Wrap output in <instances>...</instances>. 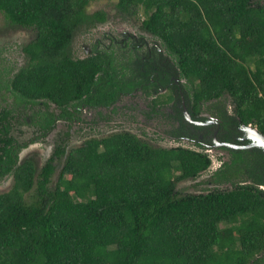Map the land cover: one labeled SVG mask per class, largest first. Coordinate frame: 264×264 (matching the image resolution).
<instances>
[{
    "label": "trees",
    "instance_id": "obj_1",
    "mask_svg": "<svg viewBox=\"0 0 264 264\" xmlns=\"http://www.w3.org/2000/svg\"><path fill=\"white\" fill-rule=\"evenodd\" d=\"M90 2L0 0L4 19L34 34L25 64L0 76V183L12 178L0 193V264H264L262 148H226L198 181L206 192L177 191L208 171L212 144L208 127L185 120L181 98L191 120L216 118L218 141L245 145L248 126L264 136V0H117L152 39L104 35L74 58V34L107 19L88 13ZM134 94L188 147L114 131L68 148L64 134L41 168L19 160L26 118L44 139L57 121L114 113Z\"/></svg>",
    "mask_w": 264,
    "mask_h": 264
},
{
    "label": "rangeland",
    "instance_id": "obj_2",
    "mask_svg": "<svg viewBox=\"0 0 264 264\" xmlns=\"http://www.w3.org/2000/svg\"><path fill=\"white\" fill-rule=\"evenodd\" d=\"M117 0H91L87 12L93 13L97 10H102L106 13L107 19L104 23H97L92 28L85 30L80 28L73 36L70 52L74 58H82L86 53V49L91 51V45L96 39H101L104 35L112 39L121 40L123 35L129 34L143 36L147 39H152L150 35L141 31L139 27V20L119 15L115 4ZM33 32L31 30L22 29L10 25L4 17L0 14V76L3 77L6 72L15 71L25 64V57L21 48L33 39ZM128 37V36H127ZM127 37L123 40H126ZM150 41V40H148ZM154 42V41H153ZM109 44V43H108ZM111 45H113L111 43ZM146 102L137 94L122 98L116 104L114 113H109L102 109L100 113L102 116H107V119L100 120L99 114L94 111H82L84 120L92 119L91 121L99 122L95 128L90 130L85 129L79 132V126L71 128L70 137L68 139V148L79 145L85 139L90 137L104 136L109 132L114 131H128L143 141L156 146V147H177L186 146L184 143L175 142L170 140L165 131L170 126L168 122L164 121L159 115H152L147 112L149 120L143 122L138 114V110L144 106ZM65 130V124L59 122L56 124V129L49 135L42 143H35L23 149L19 153V160L30 158L34 160L37 168H41L46 160L49 158L54 147L55 140L62 136ZM19 133V129L15 130ZM58 134V135H57ZM57 135V136H56ZM57 167L52 175L50 186L52 187L57 179L58 172L61 164L58 162ZM216 165L215 160L212 158V165L207 172L202 173L196 180H185L177 184V191L179 195L204 193L203 189L207 186L199 182L205 179L211 168ZM12 178L9 177L0 183V193L7 191L11 187Z\"/></svg>",
    "mask_w": 264,
    "mask_h": 264
},
{
    "label": "flooded vegetation",
    "instance_id": "obj_3",
    "mask_svg": "<svg viewBox=\"0 0 264 264\" xmlns=\"http://www.w3.org/2000/svg\"><path fill=\"white\" fill-rule=\"evenodd\" d=\"M126 35L128 36L129 34H126ZM86 53H87V51H86ZM88 53H89V51H88ZM163 91H165V89H163ZM140 93L141 92H139V94ZM179 93H180V91H179ZM142 98L146 102V104H144V106L141 107L140 110H138V114H140V117H142L141 120L143 122H146V121L149 120V116H148L147 112L150 111V108L148 106L149 105L150 98H148V100H146L143 95H142ZM180 105L182 107V113H183V115L185 117V120L187 122L193 123L194 125L200 126V127H208L209 128V131L211 132L212 144H209L208 147L205 150L209 154V157H210V160H211L210 167L212 165V158L216 162V165H214V167L211 168V170H216L221 165L222 162H224V161L227 160L228 152L226 151V148L241 149V148L231 147L232 145L237 147V145H235V144H231V143H228V142L218 141L216 134H217V131H218L219 126L217 124L216 118L210 117L208 114H200L201 117H204L206 119L204 122L197 121V120H188L186 118V115H185L186 105H185L184 101L182 100V98L180 99ZM98 110H101V109H98ZM98 110H87V109H83L82 111L83 112H86V111H92L93 112L94 111L97 114V111ZM162 110L163 111H166V110L171 111L170 108H165V109H162ZM98 118L100 119V117H98ZM26 119H27V124L20 125V128L22 129V133H21L22 135L19 137V139L22 142H27L28 143V146H30L32 144H35V143H42L47 138H49V135L51 133H53V131L56 129V126H55L50 132H48L46 134L45 138L43 139V137L41 138L40 137V134L35 131V128L32 125H29V123H30L29 118H26ZM81 119H82L81 122H73V123H69L68 121H63V120L57 121V123L62 122V123L65 124V130L63 131V133L61 135L68 134V136L70 137V135H71L70 134L71 128L73 129V128L79 126V129H81V130H79V132H83V130H85V129L90 130L91 128H95V126L97 124H99V122H101V121H99V122L91 121L92 119H89L87 121V120H84L82 116H81ZM171 124H172V122H171ZM242 133H243V136L244 137L239 140L240 142H243L246 139V132H245V129L244 128L242 129ZM199 137H200V139H202V136L201 135H199ZM247 144H245V145H247ZM245 145H242V146H245ZM238 147H240V146H238Z\"/></svg>",
    "mask_w": 264,
    "mask_h": 264
},
{
    "label": "water",
    "instance_id": "obj_4",
    "mask_svg": "<svg viewBox=\"0 0 264 264\" xmlns=\"http://www.w3.org/2000/svg\"><path fill=\"white\" fill-rule=\"evenodd\" d=\"M86 51L88 53V50ZM185 115L188 120H191L189 114L186 111H185ZM244 129L246 132V139L249 140V143L242 147L241 146L236 147L233 145L231 147L241 148V149L251 148V147H260L264 150V136L260 134L255 127L248 126V127H245ZM261 188L264 190V186Z\"/></svg>",
    "mask_w": 264,
    "mask_h": 264
}]
</instances>
